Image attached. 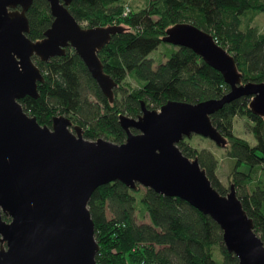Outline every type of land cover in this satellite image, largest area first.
Listing matches in <instances>:
<instances>
[{
	"label": "water",
	"instance_id": "95a60500",
	"mask_svg": "<svg viewBox=\"0 0 264 264\" xmlns=\"http://www.w3.org/2000/svg\"><path fill=\"white\" fill-rule=\"evenodd\" d=\"M46 1L53 19L43 37L32 40L26 35L32 0H0V264H99L87 205L96 187L113 180L186 201L218 224L238 264H264V241L235 187L230 184L220 194L197 157L177 146L198 134L225 147L227 140L210 115L241 95L249 96L250 112L264 119V81H243L233 55L211 33L182 21L167 27L161 40L200 56L222 75L227 93L194 103L167 100L158 109L141 101L136 117L118 114L126 132L121 143L86 139L64 115L42 125L19 102L25 95L37 97L43 80L33 57L47 61L71 47L112 101L117 83L103 71L97 52L124 29L83 27L67 8L71 0Z\"/></svg>",
	"mask_w": 264,
	"mask_h": 264
},
{
	"label": "trees",
	"instance_id": "16d2710c",
	"mask_svg": "<svg viewBox=\"0 0 264 264\" xmlns=\"http://www.w3.org/2000/svg\"><path fill=\"white\" fill-rule=\"evenodd\" d=\"M123 3L71 0L67 5L84 27L114 23L124 27L97 52L103 71L117 83L113 100L101 92L71 47L47 61L34 56L43 73L38 96L25 95L19 102L38 123L50 125L53 116L64 115L82 128L86 139L102 137L121 143L126 132L118 123V114L136 117L141 101L147 108L158 109L167 100L194 103L220 98L229 91L228 85L190 48L172 46L165 59L153 65L149 54L160 43L167 44L161 40L165 29L182 21L211 33L233 55L243 81H264V32L252 23L264 12V0H148L145 7L125 16L121 15ZM26 16V35L32 40L43 37L53 19L46 0H32ZM248 102L247 95L234 98L210 119L227 140L226 155L234 160L228 184L235 187L255 232L264 241V119L250 112ZM237 116L252 123L254 145L234 134ZM177 146L184 155L197 157L220 194L228 191L216 174L218 161L210 150L191 146L184 138ZM87 206L94 221L99 264H238L237 257L226 250L218 224L178 197L140 185L128 188L113 180L96 187ZM137 212L146 214L148 221L136 222Z\"/></svg>",
	"mask_w": 264,
	"mask_h": 264
},
{
	"label": "rangeland",
	"instance_id": "374dc122",
	"mask_svg": "<svg viewBox=\"0 0 264 264\" xmlns=\"http://www.w3.org/2000/svg\"><path fill=\"white\" fill-rule=\"evenodd\" d=\"M122 5H129L130 10L132 9H139L145 7L148 0H123ZM252 23L256 25V27L264 32V12H259L256 17H254ZM84 25V24H83ZM82 25V26H83ZM174 45L171 44H163L160 43L156 49L151 51L149 54L150 57L154 59V66H156L158 61H163L165 59V53L167 49H170ZM131 82H133L131 80ZM134 83V82H133ZM135 84V83H134ZM93 99V98H92ZM252 123L250 120L245 116H237L233 119V132L235 135L240 136L246 139L251 145L255 144V139L253 134L251 133L249 126ZM50 126V125H49ZM92 140V139H89ZM109 140V139H108ZM184 141H186L189 145L194 146L198 149L205 148L210 150L216 157L217 169L216 174L218 175L219 179L222 183L229 187L228 182V174L230 173L233 165L234 160L226 155V148L216 145L212 140L207 137H203L198 134H192L189 137H184ZM245 166H240V169H244ZM147 222L148 217L146 214H142L141 212L136 213V222Z\"/></svg>",
	"mask_w": 264,
	"mask_h": 264
},
{
	"label": "built area",
	"instance_id": "2783aa9c",
	"mask_svg": "<svg viewBox=\"0 0 264 264\" xmlns=\"http://www.w3.org/2000/svg\"><path fill=\"white\" fill-rule=\"evenodd\" d=\"M129 12H130V8H129V6H128L127 4H125V6H124L123 9H122L121 15H122V16H125V15H127Z\"/></svg>",
	"mask_w": 264,
	"mask_h": 264
},
{
	"label": "flooded vegetation",
	"instance_id": "af4514ba",
	"mask_svg": "<svg viewBox=\"0 0 264 264\" xmlns=\"http://www.w3.org/2000/svg\"><path fill=\"white\" fill-rule=\"evenodd\" d=\"M66 51V50H65ZM41 70V69H40ZM42 72V71H41ZM43 74V73H42Z\"/></svg>",
	"mask_w": 264,
	"mask_h": 264
}]
</instances>
